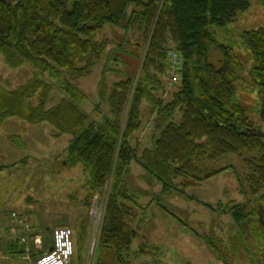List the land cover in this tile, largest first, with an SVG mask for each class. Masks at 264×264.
I'll use <instances>...</instances> for the list:
<instances>
[{"label": "trees", "instance_id": "trees-1", "mask_svg": "<svg viewBox=\"0 0 264 264\" xmlns=\"http://www.w3.org/2000/svg\"><path fill=\"white\" fill-rule=\"evenodd\" d=\"M250 6V0H72L71 6L69 0H0L5 64L11 69L28 65L33 73L15 88L0 84V122L47 123L55 137L69 135L63 162L83 167L91 197L107 190L93 264H132V246L140 237L134 223L143 221L155 203L142 204L143 193L125 183L134 162L161 182L159 194L172 193L177 185L187 194L221 173L201 176L207 163L237 156L243 165L242 174H236L238 189L245 200L220 211L229 213L245 236L256 217L264 222L259 205L264 197V25L240 34L243 55L220 39ZM127 19L142 38L138 70L113 84L107 115L96 110L89 116L81 108L87 94L74 81L93 73L111 43L99 40L98 32ZM172 50L183 59L176 84L169 80ZM247 83L259 96L257 117L238 96L239 86ZM57 92L63 97L49 106ZM151 128L145 140L143 133ZM78 229L76 236L70 229L72 264H86L87 222ZM56 230L45 228L46 246ZM146 247L141 245L138 253H147Z\"/></svg>", "mask_w": 264, "mask_h": 264}, {"label": "rangeland", "instance_id": "rangeland-1", "mask_svg": "<svg viewBox=\"0 0 264 264\" xmlns=\"http://www.w3.org/2000/svg\"><path fill=\"white\" fill-rule=\"evenodd\" d=\"M250 1V9L228 27L229 33L220 35L223 44L232 46L242 55L245 48L240 34L264 25L263 1ZM69 2L71 6L72 0ZM128 21L120 26L106 24L98 32L99 40L106 38L111 43L93 73L74 81L87 94L81 108L89 116L96 110L101 116L107 115L113 84L138 70L142 38L137 27ZM32 74L28 65L9 68L0 52V84L4 87L15 88ZM248 87V83L240 85L238 96L248 113L257 117L259 96L255 88ZM62 97L57 92L49 106ZM147 117L149 121L151 117ZM152 130L150 134L145 130V140L150 139ZM55 133L56 130L47 123L31 125L17 118L0 122V166H9L0 170V264H35L40 254L36 244L47 245L45 228H69L76 236L84 220L88 229L83 252L85 263L93 264L97 255L108 192L97 191L90 196L83 167H69L63 162L70 136L55 137ZM14 164L16 166H12ZM227 166L229 168L225 169ZM218 170H221L220 174L189 188L187 194L181 191V185H177L172 193L161 195V182L133 163L125 183L130 185V190L143 193L139 202L149 204L154 199L155 203L145 210L143 221L138 225L134 223L140 237L132 246L129 257L132 264H253L255 261L264 264L262 219L256 217L251 234L245 236L239 232L241 229L234 218L220 211L228 203L245 200L239 193L236 176L243 172L242 161L237 156L225 157L207 163L200 175ZM87 198H90L89 205H85ZM259 205L264 208V197ZM138 217L141 220L140 215ZM38 236L40 240L36 242ZM210 243L222 252L225 261ZM141 245H147V253H138Z\"/></svg>", "mask_w": 264, "mask_h": 264}, {"label": "built area", "instance_id": "built-area-1", "mask_svg": "<svg viewBox=\"0 0 264 264\" xmlns=\"http://www.w3.org/2000/svg\"><path fill=\"white\" fill-rule=\"evenodd\" d=\"M169 80L171 84L179 82V73L182 69V56L172 50L170 52ZM39 236L35 239L38 242ZM40 254L35 264H72L75 257V240L70 229L59 228L55 231L49 246L40 243L36 244ZM48 247V248H47Z\"/></svg>", "mask_w": 264, "mask_h": 264}, {"label": "crops", "instance_id": "crops-1", "mask_svg": "<svg viewBox=\"0 0 264 264\" xmlns=\"http://www.w3.org/2000/svg\"><path fill=\"white\" fill-rule=\"evenodd\" d=\"M212 224V223H211ZM210 229V228H209Z\"/></svg>", "mask_w": 264, "mask_h": 264}]
</instances>
